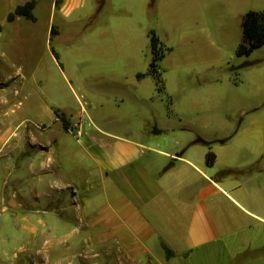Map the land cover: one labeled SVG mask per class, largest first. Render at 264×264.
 Returning <instances> with one entry per match:
<instances>
[{"label":"crops","instance_id":"crops-1","mask_svg":"<svg viewBox=\"0 0 264 264\" xmlns=\"http://www.w3.org/2000/svg\"><path fill=\"white\" fill-rule=\"evenodd\" d=\"M53 2L49 37L74 39L71 54L53 53L74 98L41 105L43 124L28 129L26 259L0 248V264H79L99 247L101 264H264V103L207 137L221 108L173 110L149 74L155 0ZM160 40L162 62L173 49ZM60 115L86 120L84 135Z\"/></svg>","mask_w":264,"mask_h":264},{"label":"rangeland","instance_id":"rangeland-1","mask_svg":"<svg viewBox=\"0 0 264 264\" xmlns=\"http://www.w3.org/2000/svg\"><path fill=\"white\" fill-rule=\"evenodd\" d=\"M28 1L0 0V248L25 259L26 223L20 218L27 212L26 158L30 154L26 151V134L29 128L38 131L37 125L43 124L38 113L41 105L56 106L68 93L74 98L68 86L62 94L65 84L60 72L64 65L53 55V49L63 56L71 54L74 39L68 32L60 38L49 37L53 0H35L36 20L24 16L9 20L16 7ZM154 3V31L173 49L159 62L165 102L170 97L176 111L183 107H220L221 131L202 128L199 132L207 137H228L230 121L244 118L242 109L264 103V47L248 56L237 52L243 40L246 11L264 9V0H192L191 9L188 0ZM14 192L19 197L18 205L10 201L16 199ZM46 232L53 233L49 227ZM97 250L98 257H79L77 263L101 264L102 249Z\"/></svg>","mask_w":264,"mask_h":264},{"label":"trees","instance_id":"trees-1","mask_svg":"<svg viewBox=\"0 0 264 264\" xmlns=\"http://www.w3.org/2000/svg\"><path fill=\"white\" fill-rule=\"evenodd\" d=\"M36 6L37 3L35 0L18 5L16 9L9 15V20L13 21L20 16H24L31 20H36V16L34 14ZM262 46H264V10H251L244 16L243 40L240 43L237 52L239 56H248ZM151 47L153 52V60L151 62L149 74H152L158 80V83L161 84L162 79L157 71V65L159 61L165 56V49L160 38L155 32L151 33ZM53 53L57 58H59V54L55 49H53ZM160 90H162L161 87ZM61 118L64 121L66 127H68V122L66 119L63 116H61ZM208 163H214V156L212 154L208 155ZM225 173L226 172H222L221 175Z\"/></svg>","mask_w":264,"mask_h":264},{"label":"built area","instance_id":"built-area-1","mask_svg":"<svg viewBox=\"0 0 264 264\" xmlns=\"http://www.w3.org/2000/svg\"><path fill=\"white\" fill-rule=\"evenodd\" d=\"M87 121L81 119L76 124H74L72 127L69 128V130L78 138L82 137L85 133V127H86ZM89 125H92V123H88Z\"/></svg>","mask_w":264,"mask_h":264}]
</instances>
